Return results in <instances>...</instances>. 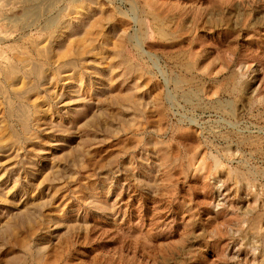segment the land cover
Returning a JSON list of instances; mask_svg holds the SVG:
<instances>
[{
	"label": "rangeland",
	"instance_id": "obj_1",
	"mask_svg": "<svg viewBox=\"0 0 264 264\" xmlns=\"http://www.w3.org/2000/svg\"><path fill=\"white\" fill-rule=\"evenodd\" d=\"M2 4L0 55L54 58L25 129L0 104V264H264V0ZM100 17L85 53L56 56Z\"/></svg>",
	"mask_w": 264,
	"mask_h": 264
},
{
	"label": "bare ground",
	"instance_id": "obj_2",
	"mask_svg": "<svg viewBox=\"0 0 264 264\" xmlns=\"http://www.w3.org/2000/svg\"><path fill=\"white\" fill-rule=\"evenodd\" d=\"M2 1H3L2 6L4 5V8H7L9 5H13L14 3H16L19 0H1L0 3ZM55 1H57V0H22L23 7L20 10L15 8L14 14H19V15H31V14H33L36 16H40V15H43L46 11H48V8L52 7L50 5H53V3ZM88 1H91V0H88ZM80 7L85 9L84 5H82V6L80 5ZM9 9L10 8H7L6 10L8 11ZM70 13H72V12L68 10L66 15H68ZM148 15L152 18L153 25L155 26L157 35L160 37V39L167 40V38L172 37V35L174 33H171V31H169L165 28V23H166L165 20L166 19L164 17H162L159 13L155 12V10L149 12ZM64 17L65 16L63 15V17H61L59 19L56 17L54 19H52L54 21H52L53 23L51 26L53 28H50L51 32L50 33L48 32L47 34H41V35H46L45 39H47L48 43L51 44L54 40H56V38L58 36L61 35L60 33H58V35H54V33L56 31H58L59 29L68 30L69 26H68V24H66L64 22V20H63ZM105 20H106L105 17H100L95 22L94 21H92L90 23L87 22V25H83V26L79 27L78 29L67 33L65 41H60L59 43L55 44L56 47H57V45L61 46L60 50L57 52L56 56L60 57V58H63L66 56L79 57L81 54L85 53L86 52L85 48L88 47L92 42V39L90 38V36L88 38H86V36L91 35V31L93 32V30L98 25H103ZM5 21L7 22V19ZM108 21H110V20H108ZM2 22H4V21L2 19H0V24ZM4 24H5V22H4ZM11 27H13V26H11ZM21 30H22V28H21ZM10 31H11V29L9 30V32ZM41 31L43 32V31H45V29H43ZM42 32H40V33H42ZM5 33L6 32H4V34ZM4 39H6V37ZM28 42H31V41H28ZM33 42H34L33 44H30L33 46V47L30 46L33 49H25L22 47L24 45L23 43L17 44L18 42L14 41V43H16V44H13V46L9 47L10 49H8L7 51L4 50L0 55V104H2L4 106L3 107L4 116L8 117V118H12V117L18 118V122L20 123L21 127H23L24 129L27 127V119L28 118H27L26 112H27V105L28 104L24 105L22 100L27 99L28 97L30 98L35 87L37 85H41V83L44 81L45 70H47V68L50 67L49 65L52 62V58H54V56H53L54 50L52 49L53 47L51 49H47V48L44 49V48H41L39 46V44H41L40 42H37V41H33ZM51 52H52V56H50ZM176 57H178V56H176ZM178 60L179 59H177V61ZM67 62H69V61H67ZM67 62H65L64 64L59 66L61 68V72H67L68 71V69L64 70V68L66 66H71L70 63H68L66 65ZM70 62H72V61H70ZM183 66L186 67V63ZM187 67H189V66H187ZM19 77H20V80L22 79L21 84H24V85H21L19 83V87L21 86L23 88L21 90V92H18L20 89L18 91H16V90L14 91V89L17 88L16 86H17V81H18ZM24 79L29 80V82L23 83ZM18 101H21V102L16 103ZM61 102L62 101H60V103ZM35 106H36V104H34V107ZM35 110H36L35 111L36 115L41 114V112H39V110L37 108ZM8 130H10V129H8ZM12 131H13V129H12ZM2 141H3V138L1 137V134H0V146H1ZM237 173H239V172H236L235 176L239 177V174H237ZM241 177H242V174H240L239 178H241ZM242 179L244 180V178H242ZM123 262H124V260H123ZM125 262H128V261H125ZM159 262H161V261H159ZM42 264H53V263L46 262L43 260ZM114 264H123V263L119 262V263H114Z\"/></svg>",
	"mask_w": 264,
	"mask_h": 264
}]
</instances>
